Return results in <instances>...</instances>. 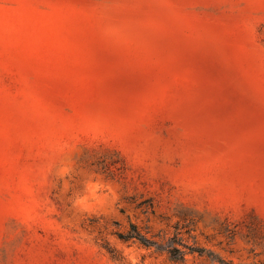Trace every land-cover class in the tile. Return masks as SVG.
Wrapping results in <instances>:
<instances>
[{
	"label": "rangeland",
	"instance_id": "374dc122",
	"mask_svg": "<svg viewBox=\"0 0 264 264\" xmlns=\"http://www.w3.org/2000/svg\"><path fill=\"white\" fill-rule=\"evenodd\" d=\"M0 264H264V0H0Z\"/></svg>",
	"mask_w": 264,
	"mask_h": 264
},
{
	"label": "trees",
	"instance_id": "16d2710c",
	"mask_svg": "<svg viewBox=\"0 0 264 264\" xmlns=\"http://www.w3.org/2000/svg\"><path fill=\"white\" fill-rule=\"evenodd\" d=\"M134 237L132 234H127L125 237H122L124 240H128L130 238Z\"/></svg>",
	"mask_w": 264,
	"mask_h": 264
}]
</instances>
